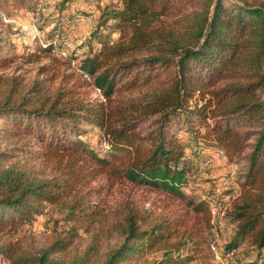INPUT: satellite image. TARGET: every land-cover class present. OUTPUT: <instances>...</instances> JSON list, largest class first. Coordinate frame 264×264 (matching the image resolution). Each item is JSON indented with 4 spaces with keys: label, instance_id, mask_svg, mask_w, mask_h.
<instances>
[{
    "label": "trees",
    "instance_id": "16d2710c",
    "mask_svg": "<svg viewBox=\"0 0 264 264\" xmlns=\"http://www.w3.org/2000/svg\"><path fill=\"white\" fill-rule=\"evenodd\" d=\"M99 19L98 27L109 26L118 39L63 77L82 83L51 94L47 82L59 77L52 66L27 88L19 77L0 75V257L67 264L83 231L90 243L69 264H138L161 250L154 264L194 262L203 240L182 218L152 224L128 204L104 214L92 200L102 188L91 184L103 175L184 197L189 165L175 135L182 125L205 129L227 163H246L240 198L228 213L236 230L224 250L248 244L264 256V0H118ZM12 61L0 58V67ZM84 76L103 101L78 96L89 84ZM132 91L137 98L114 104L115 95ZM83 124L102 131L111 159L80 139ZM46 206L64 210L69 225L48 246L33 250L2 239L31 227ZM204 208L200 202L194 209ZM103 238L117 246L102 252Z\"/></svg>",
    "mask_w": 264,
    "mask_h": 264
},
{
    "label": "rangeland",
    "instance_id": "374dc122",
    "mask_svg": "<svg viewBox=\"0 0 264 264\" xmlns=\"http://www.w3.org/2000/svg\"><path fill=\"white\" fill-rule=\"evenodd\" d=\"M248 2L253 3L254 0ZM111 4L117 5L118 0H0V58L13 60L7 68L0 67V75L19 77L22 86L27 88L32 82L46 78L40 71L43 66H52L59 77L47 82L51 94L59 88H73L82 83L77 78L63 77L78 73L81 60L96 54L103 43H113L118 39L109 26L98 27L103 10ZM86 81L89 83L86 87L77 88L78 96L103 101L101 93L91 85L90 78ZM222 85L219 83L217 87ZM137 96L138 91L119 93L114 97V104L125 103ZM261 97L264 100V93ZM81 129L80 139L100 157L111 159L112 151L102 131L85 124ZM204 132L203 128L188 130L183 125L175 131L189 165V183L182 189L184 197L103 175L91 184L93 188H102L100 194L92 196V200L99 203L104 214H113L128 204L149 215L152 224L182 218L186 223L185 229L196 232L203 240V252L189 264H264V256L257 255L248 244L231 253L224 250L236 230L228 213L240 198L246 163H227L222 153L203 137ZM30 144L34 149L39 147L33 141ZM39 164L40 167L48 166L46 172H49V165ZM200 202L205 203V208L196 211L194 208ZM63 216L64 210L59 207L46 206L43 216L31 227L5 233L2 239L18 242L33 250L44 248L69 227ZM79 234L65 258L67 264L74 256L82 254L90 243L89 234L83 231ZM115 246V239L103 238L102 252ZM164 252H154L138 264H154L163 258Z\"/></svg>",
    "mask_w": 264,
    "mask_h": 264
},
{
    "label": "built area",
    "instance_id": "2783aa9c",
    "mask_svg": "<svg viewBox=\"0 0 264 264\" xmlns=\"http://www.w3.org/2000/svg\"><path fill=\"white\" fill-rule=\"evenodd\" d=\"M85 79H89L87 76H84ZM211 248L214 250V246H211ZM0 264H8V260L0 257Z\"/></svg>",
    "mask_w": 264,
    "mask_h": 264
}]
</instances>
